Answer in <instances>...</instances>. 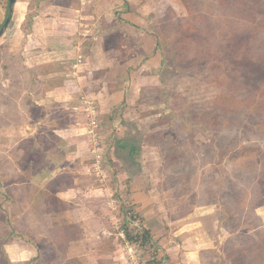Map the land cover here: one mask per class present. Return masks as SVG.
<instances>
[{"label":"rangeland","instance_id":"rangeland-1","mask_svg":"<svg viewBox=\"0 0 264 264\" xmlns=\"http://www.w3.org/2000/svg\"><path fill=\"white\" fill-rule=\"evenodd\" d=\"M257 1L264 7V0ZM159 2L162 10L158 9L155 23L148 27L151 42L149 45L145 43L144 52L134 55L126 73L115 68L104 76L106 82L124 77L134 83L143 77L144 84L133 87L138 99L127 101L124 97L112 108L111 115L104 113L103 118L99 117L104 130L111 125V119H124L125 124H119L117 137L123 134L129 143L117 145L115 155L125 162L127 174L137 176L130 188L135 193L133 198L141 197L148 203H145V209H139L140 212L133 209L130 199L120 197L109 178L105 183L110 189L109 199L116 201L115 209L103 205L95 190H85L84 183L85 194L90 201L97 199L98 203L91 204L95 214L98 211L107 213L106 209H110L102 228L111 232V235H105L114 241L116 227L125 225L128 228L134 212L140 217L145 211L152 214L147 219L148 223L154 216L160 220L159 214L163 213V224L159 221L151 227L152 241L148 239L141 247V257L137 255L141 264H159V256L157 261L154 259L160 251L154 253L153 246L160 248V241L162 244L167 242L168 239L161 240L166 236L172 237V242L179 241L182 231L184 235L189 233L188 238L194 235V239L193 242L188 240V251L183 252L184 248H179L177 256L183 252L184 257L181 258L189 260V263L211 264L216 259L213 251L222 254L220 245L233 236L232 228L218 224V218L227 211L238 217L233 226L238 233V237H234L237 249H244L245 256L252 258L250 254L255 251L257 242L264 249V241L259 238V234L264 236V204L260 201L258 189L264 166L263 13L256 14V20L261 23L258 22L259 31L254 37L242 28L247 17L237 18L232 13L237 8L235 5L229 7L214 0ZM132 34L123 31L118 36L124 37L122 45L126 48L125 43ZM0 49L8 52L5 40H1ZM8 55L14 57L8 66L3 65L6 58L0 57V176L4 180L0 190L8 192L14 200L3 203L5 211L0 215V224L8 219L21 236L10 240L5 248L14 246L13 254L17 259L12 260L13 264H25L30 256L37 254L35 241H39L44 263L64 264L61 252H65L67 247L57 243L61 241L62 226L70 219L65 211L46 212L44 209L47 204L46 177L54 164L64 165L65 156L71 149L66 142L59 143L49 133L65 123L66 114L62 105L53 101L58 94L55 95L57 92L51 88L61 84L62 78L52 81L41 76L36 82L35 68L27 73L22 65L24 58L18 60L16 53ZM151 55L156 58L151 59L150 64L158 65V71H141ZM77 62L81 63L78 59ZM86 79L90 83V86L87 83L90 91L82 96L92 99L98 112L101 107L91 87L94 89L101 82L99 78L95 82L93 74ZM123 86L127 85L124 83ZM225 96L231 100L226 101ZM79 100L69 108L72 113H79L77 115L82 120L81 113L73 108L79 105ZM42 108L45 113L39 112ZM190 110L195 115H191ZM204 111L212 113L206 121L212 120L213 123L201 119ZM76 118L72 114L68 120L69 124L74 122L75 130L80 121L79 117L78 120ZM101 135L110 176L108 165L112 166L110 156L113 153L111 150L106 152V143L112 140L105 142ZM133 143L136 145L130 152V144ZM35 153L38 160H35ZM66 170H74L78 179L82 177L87 184L96 180L94 174L83 166L74 164ZM129 175H124L123 180L130 179ZM139 175L145 180L141 181ZM231 184L240 192L237 195L242 196V202L234 201L227 194ZM51 187L54 189V185ZM214 187L217 192H214ZM212 193L219 197L210 196ZM2 199L0 194V201ZM138 203L141 202H135ZM135 221L141 227L138 217ZM93 226L98 227L97 223ZM100 232L98 229L99 238ZM128 233L131 234L130 231ZM24 253L30 254L27 259L22 258ZM164 254L163 264H169L167 253ZM242 255L243 252L237 253L235 258L239 260ZM222 264L233 263L223 256Z\"/></svg>","mask_w":264,"mask_h":264},{"label":"crops","instance_id":"crops-1","mask_svg":"<svg viewBox=\"0 0 264 264\" xmlns=\"http://www.w3.org/2000/svg\"><path fill=\"white\" fill-rule=\"evenodd\" d=\"M161 2L159 0H14L10 21L0 35L2 37H0V43L1 40H5L8 51L2 52V54L21 53L24 55L25 63L28 66H44V68H48V71H44L45 73L40 74L39 77L43 76L52 81L62 78L61 84L54 85L51 88L57 92L55 95L58 94L57 98L53 101L62 105V111L66 114L65 123L55 128L56 130L53 129V132L66 142L71 149L65 156L66 162L64 165L54 164L48 177H46L47 175L43 177L48 179L47 184L44 183L47 193L45 211L48 212L50 195L54 193L60 197L63 204V209L55 212L65 211L70 219L65 223L75 224L78 227L79 236L69 240L65 245L67 250L61 252L64 264L126 263L120 246V238L115 237L114 241L105 235L107 233L102 232H100L102 234L101 238L97 237V231L98 229L101 230L105 218L107 219L110 207L106 209L107 213L98 211L95 214L91 209V204L98 203L97 199L90 201L85 194V190H95L98 193V197H101L98 198L100 199L99 201L102 204L104 203L103 205L108 206L110 189L106 186L105 182L96 180H92V184H87L82 177L78 179L74 170L73 172L66 170L73 167L74 164L80 165L81 168L83 166L86 169L90 157L84 136L79 133L78 128L76 132L73 126L74 122L73 124H69L68 121L72 114L76 115L77 118L79 117V120L81 116L77 115L79 113H72L69 106L73 105V102H77L80 98L79 96L85 94L86 91H90L87 85L88 83L90 86V83L86 81V78L92 74L96 78L93 79L95 82H97V78L101 82V85L97 84L94 89L93 86L91 87L92 93L95 95L94 97L99 101L102 108V110L98 108L100 118H103L104 113L105 115H107L106 113L111 115L112 108L120 103V99L121 101L124 100V97L127 101L130 98L132 101L138 99V95H135V88L133 87L136 85L141 87L144 84L143 77L141 80H135V84L132 82L133 80H129L128 82L124 77L120 78V80L115 79L106 82L104 81V76L112 72L111 69L115 68L126 73L127 66L133 63L134 55L144 52L145 43L149 45L151 42V38L147 33L148 27L153 22L155 23L158 9L159 11L162 10L160 6ZM8 4L9 0H0V24L5 18ZM28 14H32L31 21L29 22L27 20ZM123 31L133 33L132 38L128 39L125 43L127 48L125 45L121 47H117L116 45L108 47L106 45L112 38L116 39ZM125 37L127 38V36ZM118 54L128 55L118 56ZM79 56L81 57L79 61L81 63L77 62ZM153 58H156V56L151 55L147 59V63L144 64L146 65L144 66L145 69L141 71H158V65L150 64V60ZM109 67H111L110 70ZM100 69L103 71L107 69V71L103 73ZM41 79L43 80V78ZM124 83L127 86L124 87ZM77 91L79 93H76ZM77 118L75 120H78ZM118 120L111 119V125H108V129L105 130L102 124L100 125V131L103 134L105 142L107 139L113 141L106 143V152L109 153V150H111L113 153L110 152L112 154L110 156L112 166L108 165L110 170L108 181L114 188H117V193H120V197H128L132 208H137L140 212L139 209H145V203L148 202L145 199L143 201L141 197L133 198L132 194L135 193L130 188L136 182L137 176L127 174L124 171L125 162H122L115 155L117 145L123 146L129 143L123 134L117 137L120 129L119 124L121 123V126L125 124L124 119ZM134 145L136 144H130V152L134 150ZM58 172L62 174H58ZM124 175H129L130 179L123 180L124 178L122 177ZM142 177V175H139L138 178L141 181L145 180ZM84 183L85 190L83 188ZM52 185H54V189L51 187ZM138 200L141 203L137 205L135 202ZM101 213L102 215H100ZM103 213L105 217H103ZM134 215L136 218L138 217L139 222H141L140 228L145 231L149 240L153 238L151 227L157 225L159 221L163 224V213L159 214L162 216V219L161 216L160 220L157 219L158 216H154L149 223L147 219L153 215L147 211H145L142 217L136 212H134ZM141 218H143V222ZM94 223H97V228L93 226ZM129 231L132 233V229ZM183 233L184 231H182L177 242H172L174 239L166 236L161 240L168 239V243L163 241L162 244L160 241L162 247L159 245L160 248L158 249L153 246L154 253L160 251L155 255L154 261H157V257L159 256V264H163L165 252L167 253V258L170 259L169 264H193L192 262L189 263V260H183L181 256L184 255L182 254L184 251H188L189 245H187V242L189 239L193 242L194 235L188 238L189 233L185 235ZM179 248H184V250L179 253L178 258ZM162 249L165 250H163V255Z\"/></svg>","mask_w":264,"mask_h":264},{"label":"trees","instance_id":"trees-1","mask_svg":"<svg viewBox=\"0 0 264 264\" xmlns=\"http://www.w3.org/2000/svg\"><path fill=\"white\" fill-rule=\"evenodd\" d=\"M215 1L217 4L219 2L220 4H224V5L229 6V7L234 6V5L237 6V8H235L232 13H234L237 18L247 17V23H245L242 28L245 31H247L248 34L254 35V37L257 36V33L259 31L258 22L261 23V21L256 20V14L257 13H260V14L263 13V14H261L262 15L261 17L264 18V7L261 4H259V2L257 0H214V2ZM8 8H9V4L7 5L6 16L8 15ZM31 16H32V14H28V16H27L28 22L31 21L30 20ZM4 20H5V18H4ZM4 20L2 21V23L4 22ZM2 23L0 24V26L2 25ZM207 32L210 33L209 30H207ZM247 38H250V37H247ZM116 39H118V40H115V38H112V40L107 42L106 45L108 47H110L112 45H116L117 47H121L123 40H124V37L123 38L117 37ZM116 46H114V47H116ZM1 56H4L6 58L5 62H3V65L6 64V66H8V64H11V61L14 59V57L9 56L7 53L2 54V50L0 49V57ZM15 58H18V60H23L24 55L21 53H18L15 55ZM22 65L25 68L27 73H28V71L30 72L32 69L34 70V68H35V81L36 82L39 81L40 74L45 73L46 70L48 71V68L47 67L44 68V66H37V67L33 66L31 68V67L27 66L24 62ZM7 89L8 88H5V90H7ZM224 99L226 101H228L230 98H229V96H225ZM37 107L40 108L42 106L38 105ZM40 110L41 111H39V112L45 113V109L42 108ZM190 113H191V115H195L193 110H190ZM211 115H212V113L210 111H207V112L204 111V112H202L200 117L206 123H213L212 120L206 121L207 117H209ZM50 132H51V135L56 140L59 141V143L63 141L53 131L50 130L49 133ZM260 151L261 150H259V152ZM38 159H39V157L35 153V160H38ZM262 164H264V156H263ZM262 167H263V169L261 170V172H262L261 173V181L259 183L258 189L260 192V195H259L260 201L262 204H264V166L262 165ZM3 181L4 180H3L2 176H0V184H3ZM232 186H234V185L231 184V186L227 190V194L230 195V197H233L234 201L236 200V201L242 202L243 201L242 196L237 195V194H240V192L234 188L235 186L234 187H232ZM219 187H221V186H219ZM213 190H214V192H217L216 191L217 189L215 190V187L213 188ZM0 194L3 195V199H2V201H0V215H1V213H3L5 211L3 206H2L3 203L4 202L10 203L11 201L14 200V198L8 192L3 193L2 190H0ZM210 196L219 197L218 195H214L213 193ZM61 209H63V204L61 202L60 197L55 195L54 193H52L50 195L48 211L49 212L50 211H57V210H61ZM219 213H221V212H219ZM235 214H239V213L235 212ZM237 218L238 217H235L234 214L233 215L229 214L228 211L225 212L222 217L218 218V221H219L218 224L219 225L228 226L230 229L232 228L231 231L233 232L232 233L233 236L226 238L222 242V245H220V248L222 249V254H219L217 250L213 251L216 255V259L214 261H212L211 264H222L223 256H225V258H227L228 261L233 263V264H264V249H263V245H261L257 242L258 239H256V241H255V242H257L255 245V251H253V253L250 254V256L252 258H250L249 256H245L246 253H245L244 249H242V248L237 249V246L235 243L236 239H234V237H238V233L235 232L237 230V228L233 227V226H235L236 222H238ZM1 227H2V231H0V264H13L12 259L10 258V256L8 255V252L6 251L5 244H7L13 238L20 237L21 235L18 234L16 232V230L10 225L8 219H5V222L1 225ZM77 229H78V227L75 224L65 223L62 226V230L60 232V235L62 236L61 241L58 242L57 244L60 246L63 245V247H64L69 240L78 237L79 232ZM257 231H258V233L260 232V230H257ZM259 238H261L262 241H264L263 234H259ZM35 247L37 248V254H35L34 256L29 258V260H27L25 262V264H33V261H35V264H46L42 261V257H41L42 246L40 245L39 241H35ZM240 252H243L244 255H242L240 257V259L238 260L235 258V255L237 253H240Z\"/></svg>","mask_w":264,"mask_h":264},{"label":"built area","instance_id":"built-area-1","mask_svg":"<svg viewBox=\"0 0 264 264\" xmlns=\"http://www.w3.org/2000/svg\"><path fill=\"white\" fill-rule=\"evenodd\" d=\"M80 59L81 57L79 56L78 61H80ZM73 108L75 111H79L83 118L78 122V130L79 133L84 136L88 144L87 146L90 157L86 165V170L89 173H93L97 181L104 183L105 179L109 176L105 164V146L101 145L103 144L100 131L101 120L98 116L96 105L92 99H86V97L81 95L79 105H76ZM108 205L111 209H115L116 201L111 198ZM135 219L136 216L131 219L128 228H126L125 225H121L119 227L117 226L115 230L116 236L121 240L120 246L128 264H141L140 261H138V257H141V247L149 239L142 228H140L138 221H135ZM131 229L132 233L129 235L128 232ZM101 232L111 234V232L105 228H102Z\"/></svg>","mask_w":264,"mask_h":264},{"label":"water","instance_id":"water-1","mask_svg":"<svg viewBox=\"0 0 264 264\" xmlns=\"http://www.w3.org/2000/svg\"><path fill=\"white\" fill-rule=\"evenodd\" d=\"M13 3H14V0H9L8 15L6 16V18H5L4 22L2 23V25L0 26V35L4 31L5 27L7 26L8 22L10 20V14H11Z\"/></svg>","mask_w":264,"mask_h":264},{"label":"clouds","instance_id":"clouds-1","mask_svg":"<svg viewBox=\"0 0 264 264\" xmlns=\"http://www.w3.org/2000/svg\"><path fill=\"white\" fill-rule=\"evenodd\" d=\"M13 247H14V246H9V247H7L6 251L10 254L11 259H12L13 261H15V260L17 259V256H16L15 254H13ZM29 255H30V254H28V253H24L23 256H22V258H23V259H27Z\"/></svg>","mask_w":264,"mask_h":264}]
</instances>
